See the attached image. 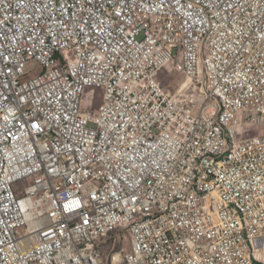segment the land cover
<instances>
[{"label":"built area","instance_id":"built-area-1","mask_svg":"<svg viewBox=\"0 0 264 264\" xmlns=\"http://www.w3.org/2000/svg\"><path fill=\"white\" fill-rule=\"evenodd\" d=\"M0 264H264V0H0Z\"/></svg>","mask_w":264,"mask_h":264},{"label":"rangeland","instance_id":"rangeland-1","mask_svg":"<svg viewBox=\"0 0 264 264\" xmlns=\"http://www.w3.org/2000/svg\"><path fill=\"white\" fill-rule=\"evenodd\" d=\"M174 53H175V51H174ZM169 82H170V85L171 84H175V83H177V82H180V83H183V86H185V87H188V88H191L192 87V85H191V83L187 80V81H183V80H181V78L180 77H175V78H173V80H169ZM167 85H168V87L170 88V91L171 92H175V88L174 87H171L170 85H169V83H166ZM196 90V89H195ZM178 95L181 93V92H176ZM208 98H209V95H208ZM99 101L100 100H98L97 102H96V104L94 105V107H98V105L100 104L99 103ZM110 238L111 239H114V236H110ZM108 241V239H106L105 240V242H107Z\"/></svg>","mask_w":264,"mask_h":264},{"label":"bare ground","instance_id":"bare-ground-1","mask_svg":"<svg viewBox=\"0 0 264 264\" xmlns=\"http://www.w3.org/2000/svg\"><path fill=\"white\" fill-rule=\"evenodd\" d=\"M188 81H189V80H188ZM189 82H190V81H189ZM184 87H185V86H184ZM187 88H188V87H187ZM195 89L197 90V88H195ZM179 95H180V94H179ZM179 95H178V96H179Z\"/></svg>","mask_w":264,"mask_h":264}]
</instances>
